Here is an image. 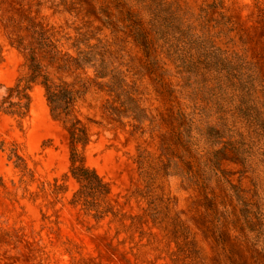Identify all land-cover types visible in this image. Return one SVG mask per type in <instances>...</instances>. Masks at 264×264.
Returning <instances> with one entry per match:
<instances>
[{"label":"rangeland","instance_id":"obj_1","mask_svg":"<svg viewBox=\"0 0 264 264\" xmlns=\"http://www.w3.org/2000/svg\"><path fill=\"white\" fill-rule=\"evenodd\" d=\"M2 12L36 17L73 54L77 39L106 49L143 117L112 120L104 113L112 96L95 88L76 104L90 134L78 150L124 214L97 220L73 203L80 184L69 134L42 85L29 91L25 116L0 109V264H264V129L243 114L237 91L227 92L222 111L195 97L173 60L211 46L235 57L255 81L248 114L264 118V0H0ZM145 36L148 54L138 42ZM25 73V55L0 19V101ZM180 113L194 119L189 136ZM209 126L221 130L214 143ZM223 147L245 163L213 165ZM177 222L201 258L178 249Z\"/></svg>","mask_w":264,"mask_h":264},{"label":"trees","instance_id":"obj_2","mask_svg":"<svg viewBox=\"0 0 264 264\" xmlns=\"http://www.w3.org/2000/svg\"><path fill=\"white\" fill-rule=\"evenodd\" d=\"M3 27L6 30L12 44L20 49L26 58V73L17 83L7 89L8 93L0 101V109L9 114L25 116L30 107L29 91L34 84H40L44 88L46 100L54 119L63 123L70 139V172L79 182L80 188L73 197L74 204H80L83 209L97 220H101L112 214L121 216L112 203L111 188L107 181L94 169L86 165L85 156L78 150V144L87 145L90 141L88 126L78 117L75 107L78 100L87 94L92 88L105 91L112 96V101L104 105V113L114 121H120L122 117H131L140 121L143 117L135 99L134 89H126L125 77L106 57L107 50L92 44H83V40H75L71 47L75 54L64 50L60 38L44 22L36 17L23 13L0 15ZM69 39V38H67ZM148 54L151 42L147 36L138 41ZM207 50V54L200 57L192 55H176L173 60L179 73L185 78V87H193L195 97L200 95L202 101H214L222 111V100L229 90L237 91L242 95V104L245 111L243 114L254 120V124L264 129V118L256 112V117L249 113V101L252 102L254 79L250 74L246 75L245 66L234 58L225 56L215 48ZM156 60H151L152 69ZM88 69L94 70V76L87 75ZM86 74L85 76H82ZM70 78L71 80H69ZM100 79H108L106 81ZM206 107L200 109L201 114L207 115ZM218 110V111H220ZM189 115L180 113L178 122L188 136L192 132L195 122L188 118ZM220 124L225 127V117L220 116ZM221 130L216 126H209L207 137L212 143L220 137ZM223 159L240 161L245 159L239 151L228 156L225 147L213 151L211 163L220 164ZM156 210V209H155ZM154 221L158 220L157 211L151 215ZM179 227V229H177ZM173 230V239L176 241L183 238L184 244L178 249L182 253L200 257L197 250H189L196 247L194 240L189 239V232L182 224L176 223ZM186 248V249H185Z\"/></svg>","mask_w":264,"mask_h":264}]
</instances>
